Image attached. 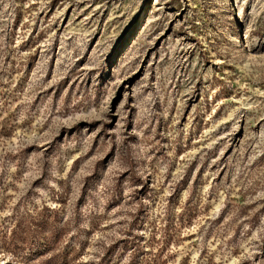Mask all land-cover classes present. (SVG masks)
Instances as JSON below:
<instances>
[{
    "label": "rangeland",
    "instance_id": "obj_1",
    "mask_svg": "<svg viewBox=\"0 0 264 264\" xmlns=\"http://www.w3.org/2000/svg\"><path fill=\"white\" fill-rule=\"evenodd\" d=\"M0 264H264V0H0Z\"/></svg>",
    "mask_w": 264,
    "mask_h": 264
}]
</instances>
